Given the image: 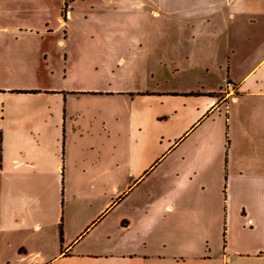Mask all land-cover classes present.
Instances as JSON below:
<instances>
[{"label":"crops","instance_id":"crops-1","mask_svg":"<svg viewBox=\"0 0 264 264\" xmlns=\"http://www.w3.org/2000/svg\"><path fill=\"white\" fill-rule=\"evenodd\" d=\"M46 9L0 0V73L52 72L89 31L107 53L41 98L0 82V264H264V0H68L53 29Z\"/></svg>","mask_w":264,"mask_h":264},{"label":"rangeland","instance_id":"rangeland-1","mask_svg":"<svg viewBox=\"0 0 264 264\" xmlns=\"http://www.w3.org/2000/svg\"><path fill=\"white\" fill-rule=\"evenodd\" d=\"M63 4L64 0L63 3H60V0H49V9H46L45 11L47 23L52 29L57 26V23H60L61 9H63ZM80 5V3H77L76 7H74V10H78L81 7ZM95 10L97 9H94V11ZM97 17V14H93V27H96ZM65 19H62V21H66ZM66 22H64V25ZM88 29L90 30V28ZM62 31H65V29H62ZM49 36L56 37L55 34H50ZM103 39L105 40L103 36L102 38L92 37L91 31H89L86 36L80 38V40L83 41L80 46L75 45V42L73 41L69 43L67 53L71 54L72 56L68 55L64 60L65 57L62 53L51 59V63L54 64L55 67L53 70H51L52 72L47 71L46 69L43 70L41 68H37L35 71L33 70V72H28L26 70L21 71L19 68H17V71L9 75L5 74V71L3 70L0 73V82L5 86L23 88V90L18 89L15 90V92L34 94L40 98L43 97L44 92H46L44 88L55 86L57 84L61 85L65 82L67 85H77L75 83V79L83 80L84 77L90 72V68L92 67V65H90L91 63L88 62L90 58H93V56L96 55L107 53L105 44L100 43V40ZM52 48L53 47L49 49L52 50ZM54 48L56 49V47ZM81 60H87V62L82 63ZM63 64H65L64 67H62ZM52 95L53 97H58L60 100H65L68 107L70 108H79L83 113L86 114H88V109H91L93 113V100L87 97H82L85 95L83 92L62 89L58 93H53ZM70 117L71 116H67V118ZM85 145L86 144L82 142V140L79 141L78 150L72 154L73 158L71 159L70 157L69 160V164L75 166L79 171L78 173L80 178L78 180L80 183L78 185L80 188L79 190H81L82 193L81 199L84 201H86L90 194L93 193V190L90 188V184L87 181L89 178V172L92 169L91 163L93 162V154Z\"/></svg>","mask_w":264,"mask_h":264},{"label":"trees","instance_id":"trees-1","mask_svg":"<svg viewBox=\"0 0 264 264\" xmlns=\"http://www.w3.org/2000/svg\"><path fill=\"white\" fill-rule=\"evenodd\" d=\"M67 1L68 0H64V4H63V9H61V18L62 19H65L66 18V12H67ZM1 138V136H0ZM1 150V148H0ZM0 160H1V157H0Z\"/></svg>","mask_w":264,"mask_h":264}]
</instances>
